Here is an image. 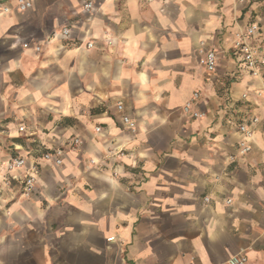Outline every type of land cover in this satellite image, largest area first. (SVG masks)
I'll use <instances>...</instances> for the list:
<instances>
[{
    "label": "clouds",
    "instance_id": "clouds-1",
    "mask_svg": "<svg viewBox=\"0 0 264 264\" xmlns=\"http://www.w3.org/2000/svg\"><path fill=\"white\" fill-rule=\"evenodd\" d=\"M0 264H264V0H0Z\"/></svg>",
    "mask_w": 264,
    "mask_h": 264
}]
</instances>
